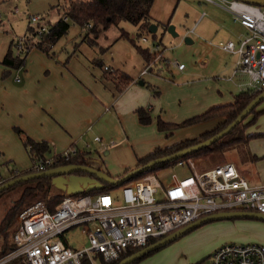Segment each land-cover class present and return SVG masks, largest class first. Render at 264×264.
I'll use <instances>...</instances> for the list:
<instances>
[{"label": "built area", "instance_id": "obj_1", "mask_svg": "<svg viewBox=\"0 0 264 264\" xmlns=\"http://www.w3.org/2000/svg\"><path fill=\"white\" fill-rule=\"evenodd\" d=\"M200 1L227 10L246 29L237 40L219 41L215 46L235 55L232 75L240 72L248 77L243 88L264 91V7L239 0ZM45 22L41 15L30 16L28 26L35 27L37 35L26 31L17 37L15 56H26L35 46L34 37L49 31L51 24ZM140 39L148 40L146 36ZM159 59L157 55L142 74ZM172 65L179 70L185 68L177 60ZM22 68L16 69V82L21 81ZM93 140L101 147L107 146L99 136ZM77 151L71 147L61 154L69 156ZM195 160L176 162L191 173L181 178L173 174L169 183L161 181L156 173H149L96 193L94 198L86 191L72 194L60 189L62 199L54 209L48 206L51 194L46 200L32 203L19 213L11 248L0 258V264L15 259H21V264H96L97 258L102 264L118 260L128 250L141 249L151 240H159L204 216L229 211L264 213V183L251 184L232 162L198 170ZM51 161L46 157L35 163L32 172L46 170ZM9 178L0 173V185ZM75 229L86 239L77 247L71 246L70 239ZM204 264H264V244L225 243L213 250Z\"/></svg>", "mask_w": 264, "mask_h": 264}, {"label": "crops", "instance_id": "obj_2", "mask_svg": "<svg viewBox=\"0 0 264 264\" xmlns=\"http://www.w3.org/2000/svg\"><path fill=\"white\" fill-rule=\"evenodd\" d=\"M198 2L199 4H205L200 0ZM57 5H60V3L52 6ZM214 7L211 10L209 20L203 24L202 32L196 33L195 37L189 35L191 42L187 44L195 43L198 37L211 41L215 37L221 38L219 41L237 40L240 34L246 32V29L234 20L231 13L219 6L214 5ZM197 8L198 10L202 9V12L194 23L196 25L195 30L208 16V12L203 9V6L200 5ZM185 13L189 16L192 9L186 7ZM150 15L156 23L157 19L154 18L152 9ZM228 22H230V25ZM104 34L105 32L100 35L99 41L97 42V39L94 44L99 45L98 54L102 49L104 51L111 49L114 44V42L109 44L107 48H105L107 45H100L101 36ZM82 39L79 43L76 42L75 45L88 43ZM11 43L0 55V119L5 118V122L9 127L18 126L23 130L25 134L23 136L27 135L36 141L46 140L51 150V154L47 153L48 156L63 152L75 145L80 146L83 144L81 140L87 138L92 140V136H104L110 135V132L113 133L110 135V139L115 140L114 138H117V143L101 147L100 144L95 142L101 150L98 149L96 144L95 146L99 152H91L86 155V160L93 167L101 168L112 177H121L126 172L135 169L138 159L152 152L154 148L197 137L204 131L212 129L219 121V119H215L191 125V127L198 128L194 131L191 130V133H185L184 131L179 134L177 130L181 128L173 131L170 136L154 132L150 141L137 144L132 126H143L136 114L138 108H146L147 113L154 117L150 124L145 125L148 128L157 126L155 118L158 116L167 122H176L179 120L176 115L182 114L185 117L188 116L186 118L192 117L216 106L219 102V105L231 103L235 99V94L247 90L242 87V84L248 80V77L240 72L232 75L235 62L231 58L230 65L228 61L222 64L225 72L230 71V76L225 78L231 81L234 88L230 87L229 90L228 88L224 89L215 80L203 77L206 75L194 76L195 72H186L187 65L183 70L172 73V79L160 78L165 73L163 64L159 63L160 59L157 61L158 63L156 62L151 67L149 70L151 72L142 74L147 62L140 54L142 58H138L136 55L134 58V63H140L139 69L136 66L129 70L126 65H116L114 67L109 65L113 70L129 77V83L119 91L116 83L112 79L106 78L105 71L93 73L92 76L81 74L72 68H68L67 62L70 60V56L67 62L64 63L60 60L59 55H56L57 53L53 52L54 57L51 58L39 49L35 50L34 53L32 52L29 57L27 56V61H25L23 67L24 72L21 74L20 71L19 73L21 81L16 82L11 75H7L8 77L2 75L3 71L8 68L1 61ZM130 44L133 48L127 47V53L133 57L135 51L139 52L132 43ZM207 46H202L201 52L198 53V60L205 69L213 66L214 59L210 56H214L213 50L217 48L210 43ZM78 53L79 50L76 49L72 54L78 55ZM229 55L233 56L232 54ZM92 56L96 57L95 53ZM94 60H101L103 65L106 66L99 55L93 59V63L96 65ZM15 74L17 75V72ZM140 82H143V84H140ZM160 87L162 91H160ZM190 109L193 111L187 114ZM114 124L117 126L115 130L112 127ZM245 132L246 134H260V132H251V125L247 127ZM12 140L15 145L19 144L14 134L10 136V142ZM252 140L250 139L247 143L232 151H238V155L236 157L228 155V160H225V162L234 163L251 184H261L264 182L253 180V175H249L250 172L247 170L248 167H256L260 160V158L256 161L251 160L252 155L260 157L255 152H250L248 148ZM6 151L8 153L12 152L11 150ZM93 153L99 154L101 158L93 155ZM8 161L16 168L18 164L21 168L17 169L21 172H26L25 170L29 167L31 169L33 165V162L28 165H23L19 161L14 162L12 157Z\"/></svg>", "mask_w": 264, "mask_h": 264}, {"label": "rangeland", "instance_id": "obj_3", "mask_svg": "<svg viewBox=\"0 0 264 264\" xmlns=\"http://www.w3.org/2000/svg\"><path fill=\"white\" fill-rule=\"evenodd\" d=\"M64 1L66 0H0V55H2L4 49L8 47L9 43L13 41V44L10 45L13 51V56H15L16 51L14 47V40L26 33L31 15H41L42 19H45V23L52 24L56 21L60 12V9H57L56 11V6L52 5L58 3L62 4ZM200 5L203 6V9L208 12V16L204 18V20L195 30L196 25H194V23L197 21L198 16L202 12V9L198 10L197 8V6ZM186 7L192 9V13L189 16L185 13ZM213 8H215L214 5H211L210 3L199 4L198 0H154L151 9L153 11L154 18L157 19L155 23L157 26L155 37H152L151 32H148L146 33V37L148 38V40L144 42L140 39L142 34H140L137 25H134L128 21H120L118 24H114L110 28H108L105 31V34L101 36L102 38L100 40V45H107L105 46V48H107L109 44L113 42L114 44L109 50L104 51L102 49L100 51V54H98L100 49L99 45H91L89 43H81L78 46L75 45L76 42L79 43V41L83 38V33L81 31V28L76 23L70 22V28L67 34L60 38L52 46L51 52H55V54L57 53L56 55H59L60 60H62V62L64 63L67 62V59L70 56V60L67 62L68 68H72L78 73L88 74L92 76L93 73L99 71H107V73H110L111 76H116V71L113 70L110 66L114 67L116 65H126L127 69L129 70L133 69L136 66L139 69L140 63H134V58L135 55L138 58H142L140 53H137L136 51L134 52L133 57H131L127 53V47L133 48V46L127 39L121 38L117 40V37L121 33V30H125L129 33V36L131 38L136 40L140 45L148 47L150 51L153 52L154 49H158L157 52H160L159 63L163 64V68L165 70V73L160 78L172 79V73H175L179 70L177 67L172 65V62L174 60H177L181 63H184L185 66L187 65L186 72H195L193 74L194 76H198L201 74L206 75L203 77L211 78V80H215L224 89L228 88L229 90L230 87H233V85H231V81L226 80L225 77L230 76V71L225 72L223 70L222 64L228 61V64L230 65V58L235 62V55L231 56L229 55V53L219 48H214V56H210L214 59V63L213 66L209 69L203 68L202 63L198 60V53L201 52L202 46H207L210 42V44L215 46V43H218L221 38L215 37L213 42L211 40H204L198 37L197 41H195V43L193 44H187L185 42L186 36L191 35L195 37L197 35L196 33L202 32L203 24L206 23L207 20H209L211 15L210 13ZM9 23L10 25H8ZM228 23L230 25V22ZM171 25L175 27V32L178 33L177 36H173L168 32V26ZM193 28L194 31H192ZM34 31L35 27H32L30 33L33 34ZM36 39L37 37H34V40ZM98 41L99 39L97 40V42ZM76 49L77 51L79 50V53L78 55H73L72 53ZM35 50H37V48L33 47L26 55V58H28L32 52L34 53ZM93 53H95L96 57L99 55L103 59L106 66L103 65L102 67H100L98 65H94L93 59L96 57L92 56ZM156 55H158V53ZM50 57L53 58L54 56ZM155 57L156 56H154V58ZM16 69H11L10 73L8 74V76L11 75L12 79L13 77L15 78V72H17ZM22 72H24L23 68L21 74ZM149 72L151 71H148L147 73ZM160 91H162V89ZM151 92L153 93L152 90ZM219 104L220 102L216 105ZM257 107L258 108H256V111H263L264 101H262ZM192 111V109L188 110L187 114L191 113ZM176 117H178L179 120L173 123H181L188 116L185 117L184 115L179 114L176 115ZM250 118H252V116H250ZM15 127L18 126L9 127L5 122V118L0 119V173L2 177L11 178L13 172L16 171L17 173H21V171L18 170L21 168L18 164L16 165L18 168L17 169L14 165H11L9 163L8 159L11 157L12 159H14V162L19 161L23 165H28L30 164V162L32 164V159L29 154L28 148L23 143V135L25 134H18L14 129ZM112 127L113 130H115L117 126L116 124H114L112 125ZM195 128L196 127H191L190 125L189 127H183L177 131L179 134L184 131L185 133H191V130L194 131L198 129ZM132 130L135 137V142L137 144H143L150 141L154 132H159L161 134H164V136H167L165 132L163 133L162 131H159L156 125L154 127L148 128L144 124L143 126H132ZM251 132H260V134L263 135L262 137L258 136L253 138L252 143H249L248 148L250 149V152H255L256 154L260 155V160L258 161L256 167H248L247 170L250 172L249 175H253V180L255 179L259 180L260 182H264V113L260 114L256 121L251 124ZM11 134H14V136L17 138L19 142L18 145H15L13 140L10 142ZM112 134L113 133L110 132V135ZM110 135L99 136L102 139L103 143L107 146L111 143L115 144L118 142L117 138L113 137L115 140L110 139ZM93 137L94 136H92V140L90 138L81 140L83 142L82 145H75L73 147L78 148L81 152H85L87 154L91 152L98 153L101 149H99V143L97 144L93 142ZM96 144L99 150L96 148ZM236 149L237 147L235 146L221 152H215L211 155H206L201 158H195L197 169L205 170L218 164H222L223 162H225V160H228V155H233L234 157H236V155H238V151L232 152ZM240 149L242 150L243 148L241 147ZM6 150H11L12 152L8 153ZM49 154H51V152H49ZM93 155L101 158L99 154L93 153ZM45 157L51 158L52 156H48L47 154H45ZM29 169L30 167L25 171L27 172ZM155 173L161 181L169 183L173 178V174H176L178 178H181L190 174L191 171L188 167L168 165L158 169ZM65 176L67 183H75L71 180L73 176L72 174ZM53 188L54 191L61 193L60 190L58 191V189H56L55 187ZM20 193L21 189H19L18 187H14L13 189H8L7 191L0 194V226L9 210L16 203V200L19 198ZM61 195L63 194L61 193ZM95 195L96 193H91V196L93 198L95 197ZM11 227L8 230L10 231V234L7 233V235L5 236V240L4 238L2 240V237L4 236H0V252L3 251L4 248H2V246L7 244V241L11 242V233L14 228ZM75 230L76 232H74L70 237L71 246L77 247L85 244V237L81 235L77 229ZM231 242L264 244V221L255 218H235L219 219L203 223L196 228L186 232L185 234L179 236L172 242L158 248L150 255L141 259L137 264H204L208 260V257L213 250L225 243ZM4 253L0 254V258L6 254ZM6 264H21V259H15ZM96 264H101V261L98 258L96 260Z\"/></svg>", "mask_w": 264, "mask_h": 264}, {"label": "trees", "instance_id": "obj_4", "mask_svg": "<svg viewBox=\"0 0 264 264\" xmlns=\"http://www.w3.org/2000/svg\"><path fill=\"white\" fill-rule=\"evenodd\" d=\"M153 2L154 0H66L62 4L56 6V11L57 9H60L58 19L50 25L49 31L47 33H43L39 37H37V39L35 40L34 47L45 52L49 56H53L54 54L51 52V48L60 38L67 34L70 28V22L76 23L81 28V31L83 33L82 40L87 41L91 45H94L100 35H102L108 28H110L114 24H118L120 21H128L134 25H137L140 34H142V36H146L144 35V33L146 34L150 32V25L155 24L150 15V10L152 8ZM64 17H66L67 20H64ZM28 31H31L30 26L27 27V32ZM36 35L37 33L34 32V36ZM155 35L156 33H151L152 37H155ZM121 38L130 41V43H132L134 47L138 50V52L143 56L147 64H149L154 59V56H157V53L158 55H160V52H152L148 47H143L138 44L137 41L131 38L129 36V33L125 30H121L118 39ZM25 61L26 56H13V51L10 45L4 58L1 61V63L8 68L3 71L2 75L7 76L10 73L11 69H16L21 66L24 67ZM94 62L100 67L103 66L101 60H94ZM116 73V76H111L110 73H107L106 71L105 76L106 78L112 79L116 83L117 88L120 91L129 83V77L126 75L124 76L119 71H116ZM260 93L261 92L255 90H242L234 95L235 99L233 102L213 106L203 113L185 119L181 123L167 122L159 116L156 117L155 119L158 130L166 132L167 136H170L173 131L178 128L196 125L215 119H219V121L212 129L204 131L197 137L181 140L171 145L158 146L154 148L152 152L138 159L136 168L156 158L170 155L184 148L196 145L219 133L221 130L227 127L249 104V102ZM257 106L231 131H229L226 135H224L222 138L215 141L211 145L196 152H193L190 155L178 158L176 160H172L167 164H157L152 169H149L146 172L137 175L132 180L141 178L142 176L149 173H155L158 169L164 166L175 165L176 162H178L179 160H186L188 158H201L206 155L214 154L215 152H221L226 149L233 148L235 146H242L244 143H247L250 139L262 136L263 134H246L245 132L247 127L253 124L260 114L264 113V110L260 112L256 111ZM147 112V109L143 107H140L136 110V114L138 115V119L141 124H150L154 120V117ZM250 116H252V118H250ZM14 129L18 134H24L23 130L19 127H15ZM23 143L28 148L33 165L39 161H44L46 158L45 154L51 152L50 146L46 140L36 141L26 135L23 138ZM86 155L87 153L81 152L79 149L75 154H71L69 156H63L61 153L53 154L51 157V163L46 165V170L67 164H86L93 166L86 160ZM258 159L259 157L256 155L251 156L252 161H256ZM33 165L29 171L21 173L18 172L12 175V177L7 179L6 181L32 172ZM98 169L102 170L101 168ZM75 174L89 175L88 173L81 171H77L75 172ZM52 178V176H44L29 179L15 184L14 186H11L0 192L1 194L7 191L8 189H13L14 187H18L19 189H21L19 198L16 200V203L9 210V212L1 223L0 236H4L2 237V240L3 238L5 240V236L7 235V233L10 234V231L8 230L11 226V228L14 227L13 230L15 229L19 213L27 206L31 205L32 203L38 200H46L49 194H53L52 199L48 201V206L50 209H54L55 206L60 202V200L62 199V195L61 193L53 190V187L55 186L53 185ZM102 184L103 185L101 188H94L92 190L86 191L85 193H99L116 188V186L106 182H102ZM59 190L60 189H58V191ZM156 241L157 240H151L148 245ZM2 248H4L3 251L7 253L11 248V242L7 241V244L2 246ZM138 250L139 249H130L124 257L106 263L102 262V264H118L123 258L133 254ZM3 251L0 252V254L4 253ZM151 253L152 252L146 254L145 256L130 264H137L141 259L150 255Z\"/></svg>", "mask_w": 264, "mask_h": 264}, {"label": "water", "instance_id": "obj_5", "mask_svg": "<svg viewBox=\"0 0 264 264\" xmlns=\"http://www.w3.org/2000/svg\"><path fill=\"white\" fill-rule=\"evenodd\" d=\"M239 1L264 7V0H239ZM149 31L151 33H156L157 31L156 24H151L149 27ZM168 32L172 34L173 36L178 35V33L175 32V27L172 25L168 26ZM185 42L186 43L191 42V39L189 36L185 37ZM140 84H143V82H140ZM263 100H264V91H262L254 99H252L249 102V104L241 111V113L227 127L221 130L219 133L215 134L214 136L196 145L190 146L188 148H184L170 155L162 156L160 158L151 160L148 163L140 167L130 170L129 172H127L121 177H112L108 173L104 172L103 170H100L98 168H95L93 166L86 165V164H67V165H61V166H57L54 168H50V169H47L41 172H30V173L12 178L0 185V192L22 181H26V180L38 178V177H44V176H52L53 177L52 182L56 188L61 189V190H66L67 192H70L72 194H79L84 191L92 190L94 188L95 189L101 188L103 185L102 182L112 184L116 187L120 186L124 183L131 181L137 175L142 174L143 172H146L149 169H152L157 164H167L168 162L172 160H176L178 158L190 155L193 152H196L200 149H203L211 145L212 143H214L215 141L219 140L224 135H226L229 131H231ZM77 171L85 172V173H88L89 175H84V176L76 175L75 172ZM71 174L73 175L71 180L75 182L73 184L67 183L66 176H65V175H71ZM235 218H255V219L264 221V213H257V212H250V211H229V212H220V213L204 216L196 220L195 222H192L186 226H183L167 234L166 236L162 237L156 242L139 249L133 254L126 256L118 264H130L140 259L141 257L145 256L146 254L153 252L157 250L158 248L172 242L179 236L185 234L186 232L190 231L191 229L196 228L197 226L203 223L213 221V220H219V219H235Z\"/></svg>", "mask_w": 264, "mask_h": 264}]
</instances>
